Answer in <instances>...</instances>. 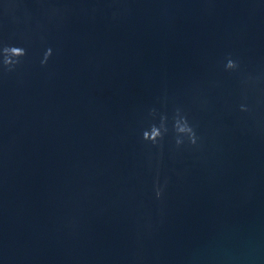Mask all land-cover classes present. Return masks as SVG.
I'll list each match as a JSON object with an SVG mask.
<instances>
[{
	"label": "water",
	"instance_id": "1",
	"mask_svg": "<svg viewBox=\"0 0 264 264\" xmlns=\"http://www.w3.org/2000/svg\"><path fill=\"white\" fill-rule=\"evenodd\" d=\"M0 264H264V0H0Z\"/></svg>",
	"mask_w": 264,
	"mask_h": 264
},
{
	"label": "clouds",
	"instance_id": "2",
	"mask_svg": "<svg viewBox=\"0 0 264 264\" xmlns=\"http://www.w3.org/2000/svg\"><path fill=\"white\" fill-rule=\"evenodd\" d=\"M26 54H27L26 50L21 47L5 46L3 48L4 67L7 70L11 71L16 65H18L21 62L20 58L24 57ZM51 54H52V50L49 48L45 52L44 60L42 61V63H45L48 57L51 56ZM237 67L238 65L234 60L230 58L227 60V63L225 65L226 70H233L236 69ZM241 110L242 111L246 110L243 105L241 106ZM175 130L178 135H187L192 144L196 143L195 131L188 124L186 118H181L180 120L177 121V123L175 124ZM152 133H154V135ZM159 137H161V132L155 126L152 127L151 131H145L143 134L144 140L152 141L153 143H156ZM182 142L183 141L180 140L179 138L176 141L177 145L181 144ZM155 192L157 198H160L162 196L163 189L161 186H159V184L156 185Z\"/></svg>",
	"mask_w": 264,
	"mask_h": 264
}]
</instances>
